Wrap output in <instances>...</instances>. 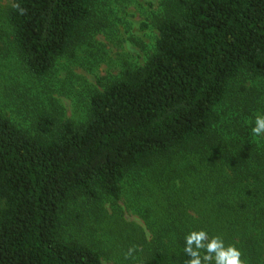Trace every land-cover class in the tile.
Here are the masks:
<instances>
[{"label": "trees", "instance_id": "16d2710c", "mask_svg": "<svg viewBox=\"0 0 264 264\" xmlns=\"http://www.w3.org/2000/svg\"><path fill=\"white\" fill-rule=\"evenodd\" d=\"M131 1L0 6V264H187L201 229L264 264V0H160L147 59L66 118L48 93L106 61Z\"/></svg>", "mask_w": 264, "mask_h": 264}, {"label": "rangeland", "instance_id": "374dc122", "mask_svg": "<svg viewBox=\"0 0 264 264\" xmlns=\"http://www.w3.org/2000/svg\"><path fill=\"white\" fill-rule=\"evenodd\" d=\"M11 3L12 0H0L1 7H7ZM159 3L160 0H134L124 7H117L116 17L113 19L114 31H107L96 36V39L106 46V61L94 72L75 68L74 73L81 79L76 81L74 78L72 93L67 90L68 92L62 95L60 93H64V91L60 90L59 87L56 92L48 93L58 100L66 118L77 119V121L82 119L85 114L84 110L87 108V87H94L103 91L107 85L122 75L123 70L129 64L143 63L147 59V54L152 50L158 36L157 31L149 25V20L152 16L151 13L159 7ZM66 76H69L68 73L62 70L58 75V80L63 81ZM49 91L51 92V89L48 87L47 92ZM11 116L20 120L16 114H11ZM138 187V184L126 185L125 189L132 194V190L136 191ZM128 201L129 195L125 192L119 201V205H122L125 211L127 210L126 220L144 226V220L127 209ZM104 264L114 263L105 261Z\"/></svg>", "mask_w": 264, "mask_h": 264}, {"label": "clouds", "instance_id": "9594fccd", "mask_svg": "<svg viewBox=\"0 0 264 264\" xmlns=\"http://www.w3.org/2000/svg\"><path fill=\"white\" fill-rule=\"evenodd\" d=\"M251 133L255 137H264V113L256 116ZM183 251L189 258L187 264H202V261L204 264H244L242 253L235 245H226L220 236L209 239L203 229L192 230L185 236Z\"/></svg>", "mask_w": 264, "mask_h": 264}]
</instances>
